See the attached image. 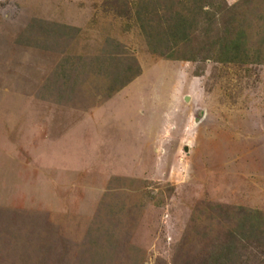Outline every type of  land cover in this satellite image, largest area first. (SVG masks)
I'll return each mask as SVG.
<instances>
[{
	"label": "rangeland",
	"instance_id": "1",
	"mask_svg": "<svg viewBox=\"0 0 264 264\" xmlns=\"http://www.w3.org/2000/svg\"><path fill=\"white\" fill-rule=\"evenodd\" d=\"M0 264H264V0H0Z\"/></svg>",
	"mask_w": 264,
	"mask_h": 264
},
{
	"label": "trees",
	"instance_id": "2",
	"mask_svg": "<svg viewBox=\"0 0 264 264\" xmlns=\"http://www.w3.org/2000/svg\"><path fill=\"white\" fill-rule=\"evenodd\" d=\"M177 32H180V31L177 30ZM246 38L247 37H246V34H245L244 30L241 27H239V29L236 31V38H235L236 41L240 42V43H243V41H245ZM164 55H165V53H164ZM235 229H238V227H236ZM235 233H236V231H235ZM228 234L230 236H233V231H229ZM248 236H251V235L241 234L242 238H247ZM222 249H225V251L217 253L216 255L214 253V254H212V256H217L218 258H226L225 260H229V259H231L233 257L234 258L237 257V255H238L237 253L234 252L235 249H234V244H233L232 240L228 241L227 245L223 246Z\"/></svg>",
	"mask_w": 264,
	"mask_h": 264
}]
</instances>
